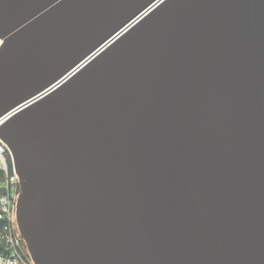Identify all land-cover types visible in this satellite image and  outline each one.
I'll use <instances>...</instances> for the list:
<instances>
[{
  "label": "water",
  "instance_id": "1",
  "mask_svg": "<svg viewBox=\"0 0 264 264\" xmlns=\"http://www.w3.org/2000/svg\"><path fill=\"white\" fill-rule=\"evenodd\" d=\"M0 39L35 264H264V0H0Z\"/></svg>",
  "mask_w": 264,
  "mask_h": 264
},
{
  "label": "built area",
  "instance_id": "2",
  "mask_svg": "<svg viewBox=\"0 0 264 264\" xmlns=\"http://www.w3.org/2000/svg\"><path fill=\"white\" fill-rule=\"evenodd\" d=\"M2 44L0 39V48ZM20 195L19 176L8 147L0 140V264H35L18 227Z\"/></svg>",
  "mask_w": 264,
  "mask_h": 264
},
{
  "label": "rangeland",
  "instance_id": "3",
  "mask_svg": "<svg viewBox=\"0 0 264 264\" xmlns=\"http://www.w3.org/2000/svg\"><path fill=\"white\" fill-rule=\"evenodd\" d=\"M8 159H9V157H8ZM10 160V159H9Z\"/></svg>",
  "mask_w": 264,
  "mask_h": 264
}]
</instances>
